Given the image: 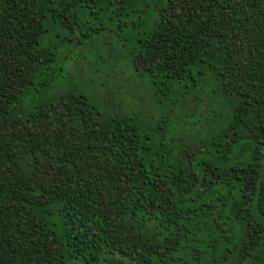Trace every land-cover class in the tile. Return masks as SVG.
Returning a JSON list of instances; mask_svg holds the SVG:
<instances>
[{
	"label": "trees",
	"instance_id": "1",
	"mask_svg": "<svg viewBox=\"0 0 264 264\" xmlns=\"http://www.w3.org/2000/svg\"><path fill=\"white\" fill-rule=\"evenodd\" d=\"M0 264H264V0H0Z\"/></svg>",
	"mask_w": 264,
	"mask_h": 264
},
{
	"label": "rangeland",
	"instance_id": "2",
	"mask_svg": "<svg viewBox=\"0 0 264 264\" xmlns=\"http://www.w3.org/2000/svg\"><path fill=\"white\" fill-rule=\"evenodd\" d=\"M86 53H88V52H86ZM90 54H91V53H90ZM69 62H72V61H69ZM74 81H76V79H75Z\"/></svg>",
	"mask_w": 264,
	"mask_h": 264
}]
</instances>
